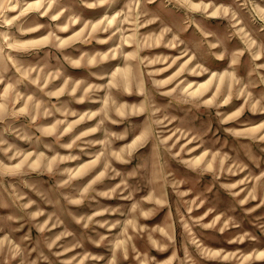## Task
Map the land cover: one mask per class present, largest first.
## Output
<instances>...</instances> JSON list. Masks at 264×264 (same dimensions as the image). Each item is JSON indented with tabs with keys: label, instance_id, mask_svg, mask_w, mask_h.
<instances>
[{
	"label": "clouds",
	"instance_id": "clouds-1",
	"mask_svg": "<svg viewBox=\"0 0 264 264\" xmlns=\"http://www.w3.org/2000/svg\"><path fill=\"white\" fill-rule=\"evenodd\" d=\"M120 3L0 0V264H264V0Z\"/></svg>",
	"mask_w": 264,
	"mask_h": 264
},
{
	"label": "rangeland",
	"instance_id": "rangeland-1",
	"mask_svg": "<svg viewBox=\"0 0 264 264\" xmlns=\"http://www.w3.org/2000/svg\"><path fill=\"white\" fill-rule=\"evenodd\" d=\"M125 2H126V0H121V3L118 5V7L122 6V4L125 3ZM150 7H154V5H153V6H150ZM87 14L91 15L92 13H87ZM181 143H183V141H182ZM177 147H179V145H178ZM190 147H191V146H190ZM206 186H207L206 184H201V185H198V186H197V189H198V190H202V189H203L204 187H206ZM255 203H256V202H252V204L249 205V206H253ZM220 207L223 208V207H224V204L222 203V204L220 205ZM204 210H205V209H199L198 211H195V212L193 213V215H194V216H196V215H201V214L203 213ZM253 215H264V208L259 209V210L257 211V213H254ZM246 220H247V218H246ZM163 222H164V218H163L162 216H160V217H157L154 221H151V222H149V223H151V224H155V223H163ZM249 227H251V226L249 225ZM179 239H180V238H179V235H178V242H179ZM205 239L208 240L210 246L213 245L214 241L212 240L211 237L206 236ZM152 254H153V255H156V256H157L158 258H160V259H164V258H167L168 255H170V252H169V253H166V254H160V253H155V252H153ZM181 254H182V253H181ZM203 264H212V262H210V261H204Z\"/></svg>",
	"mask_w": 264,
	"mask_h": 264
}]
</instances>
